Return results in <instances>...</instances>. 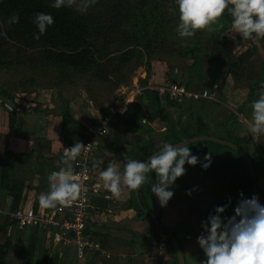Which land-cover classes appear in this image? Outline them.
Here are the masks:
<instances>
[{
    "label": "trees",
    "instance_id": "obj_1",
    "mask_svg": "<svg viewBox=\"0 0 264 264\" xmlns=\"http://www.w3.org/2000/svg\"><path fill=\"white\" fill-rule=\"evenodd\" d=\"M53 2L54 0H0V75L18 78L17 86L0 85L2 104H14L19 95L29 96L39 90L58 89L67 107L62 115V133L67 137L71 148L78 141L84 144L88 136L74 119L68 108L69 101L61 91L73 88L84 92L93 107L103 114L108 106L114 105L115 91L121 86H128L134 73L143 67L147 73L144 78L139 79L138 84L145 89L128 103L123 113L115 116L109 128L119 134H149L148 124L158 118L165 124L163 135L167 138L166 142L172 144L202 135L232 142L251 158L256 184L258 183L260 175L264 174V136L254 139L250 134L244 136L235 130L237 115L251 110L250 105L253 100L258 99L260 85L264 83V39L245 40L247 43H244L243 51L231 50L227 42L231 34L235 33H230L232 18L227 11L220 20L222 28L216 26L217 30L211 33L198 30L194 37L182 39L176 30L179 20L175 0H98L86 12H80L75 7L55 9L51 7ZM41 12L51 14L54 23L37 40L34 36L39 35V31L32 23V18ZM17 14L19 23H9V18ZM236 37L240 36L236 34ZM155 64L164 66L159 82L152 80ZM221 75L229 78L234 88L247 90V95L236 112H224L223 115L212 117L215 121L213 125L205 118L213 114L215 108H220V103L204 99L188 101L187 107L195 113L196 124L182 129L176 127L178 121L171 120L166 114L173 112L172 109L183 108L186 102L180 104L163 99L155 90L147 88L148 85L178 83L186 89L202 91L208 88L211 91ZM199 82H203L202 87ZM163 102L168 110L163 108ZM14 116L9 115L10 128L13 126ZM210 126L217 134H206ZM163 143L165 142L161 144ZM195 144L208 145L215 150L224 148L234 154L232 176H241L242 172L243 181L239 186L244 185L250 199L254 196L248 169L242 158L213 142ZM160 145L155 147L154 152L160 149ZM253 145L254 149L250 154L248 147ZM149 155L144 152L140 161H145ZM24 156L26 155L9 151H4L0 156V203L10 212L17 210L24 201L23 194L27 185L24 179L16 176L17 163ZM209 173L212 178L216 177L213 175L214 171ZM258 189L263 197L261 205L264 206V187L258 186ZM144 192L142 186L138 191V201L132 193L137 214L148 222L150 239L166 245L177 264L169 244V240L176 238V234L162 224L159 215H155L159 227L154 224L148 215V212L154 214V211L148 205ZM240 197V193H237L231 199V210L227 211L226 218L232 217V211L240 202ZM0 220V238L4 237L0 242V264H9L7 258L13 247L9 230L13 227L17 236L28 230L25 250L28 264H66L63 255L59 257L57 254L49 260L47 248L42 250L44 255L38 251L40 231L44 230L20 229L8 217L0 216ZM159 232L167 237L168 242L161 241ZM206 259L205 256V261ZM97 263L95 255L85 264ZM102 264L115 263L107 261Z\"/></svg>",
    "mask_w": 264,
    "mask_h": 264
},
{
    "label": "crops",
    "instance_id": "obj_2",
    "mask_svg": "<svg viewBox=\"0 0 264 264\" xmlns=\"http://www.w3.org/2000/svg\"><path fill=\"white\" fill-rule=\"evenodd\" d=\"M235 38H232L233 45L236 47V50L233 51L241 49L240 46H242L240 41ZM237 43L238 46H236ZM229 47L231 48V46ZM154 68L152 80L159 82L164 66L155 64ZM137 81L136 79L133 82L134 87L139 86ZM149 86L156 87L158 85ZM238 91H241L239 92L241 93L239 103H242L246 99L247 90ZM136 96L132 99L134 100ZM79 98H82L80 102L76 99H68V108L88 136V128L94 126L102 114L93 107L87 98L82 96ZM5 103L11 105L12 111L6 109L4 103L2 104L0 101V156L4 151L26 155L18 161L16 166V176L24 179L27 185L21 207H32L36 211L45 209L39 205V196L49 190L48 174L59 170L57 161L62 157L63 148H70L67 137L62 133V115L67 109L66 104L55 90L49 92L41 90L34 95L18 96L14 104ZM163 108L168 110L165 102H163ZM244 113L246 118L242 114L241 118L244 117V123L248 124L251 119V110ZM10 114L15 115L11 128L9 127ZM166 116L176 121L173 112H168ZM94 119L96 120L93 122ZM148 128L149 134L139 133L136 135L119 134L109 128L108 133L99 139L98 145L92 153L90 165L93 171V182L99 187V192L91 197L87 233L112 255L111 261L108 260V263L175 264L174 256L169 248L163 243L158 244L155 240L150 239L149 224L138 216L135 209L132 199L134 192L125 189L120 199L111 198V194L103 188L102 181L99 179L100 171L105 170L111 161L116 160L122 171L128 160L140 161L144 152L151 155L157 145L166 142L167 138L163 135L166 129L163 120L156 118L148 124ZM189 148L193 155L200 158L201 163L204 161L205 155L211 152V166L204 170L201 163L194 167L186 164V174L178 178L170 189L174 192V196L166 207H161L158 198L150 191L151 184L155 182L154 173L148 174L149 182L143 186L148 205L154 214L160 216L162 224L170 232H175L182 247L185 262L186 257L189 256V258L196 259V262L191 264H202L205 261V254L197 243V238L203 233L202 223L207 221L210 214H216L215 209L218 206H227L225 212L221 214L222 220L226 221L228 219L226 218L227 211L231 210V199L237 193H243L244 199H250V194L244 185L239 186V183L243 181L242 172L241 176L237 175L235 178L232 176L233 157L230 153L195 143ZM248 150L250 152V149ZM250 154L252 153L250 152ZM225 162L228 164L226 165ZM70 163L74 169V161ZM94 163H99V167L94 169ZM213 171V175H216L215 178H212L209 173ZM263 175L259 177L257 183L259 187H264ZM193 189L195 190L192 191L191 196L186 194ZM135 199L139 200L136 197ZM0 206L3 207V203H0ZM232 213L233 217L235 209ZM40 232V247L48 248L45 247V241L48 238L46 239L44 231ZM21 234H25L21 240L27 239L28 244V230ZM121 255L133 256L122 260ZM58 256L62 257V253H58ZM103 262L107 261L103 260ZM188 262L190 264V261Z\"/></svg>",
    "mask_w": 264,
    "mask_h": 264
},
{
    "label": "clouds",
    "instance_id": "obj_3",
    "mask_svg": "<svg viewBox=\"0 0 264 264\" xmlns=\"http://www.w3.org/2000/svg\"><path fill=\"white\" fill-rule=\"evenodd\" d=\"M98 0H54L51 7H75L80 12H86ZM178 6L177 32L182 39L192 38L198 30L209 33L222 28L220 20L227 11L231 18V32L238 34L243 40L255 41L264 39V0H175ZM9 23H19V15L9 18ZM32 23L38 28L39 40L48 27L53 25L51 14L36 13ZM251 119L248 131L252 137L264 136V83L260 85L258 99L252 101ZM108 129L105 127L102 133ZM101 133V134H102ZM82 142H75L71 148H63V154L57 161L58 171L48 174L49 190L39 196L42 208H56L58 205L68 206L81 193L82 185L75 182L76 174L71 161H75L83 150L90 147ZM200 158L193 155L187 143L172 144L165 142L160 145V151L152 155L147 162L135 159L128 160L121 171L120 164L113 160L105 170L100 171L99 179L103 188L111 194V198L120 199L125 189L139 191L149 182V173L155 174V182L150 191L161 205L166 207L173 198L170 190L178 178L186 174L185 165L196 166ZM212 163L211 152L206 154L201 167L207 170ZM94 163L93 168H98ZM186 194L191 196L192 191ZM241 200L235 208V215L222 220L221 214L226 207L218 206L215 215H209L202 223L203 233L197 238V243L203 250L206 261L202 264H264V206L255 195L251 199Z\"/></svg>",
    "mask_w": 264,
    "mask_h": 264
},
{
    "label": "built area",
    "instance_id": "obj_4",
    "mask_svg": "<svg viewBox=\"0 0 264 264\" xmlns=\"http://www.w3.org/2000/svg\"><path fill=\"white\" fill-rule=\"evenodd\" d=\"M147 88L155 90L163 99L166 98L180 104L197 99L216 101L214 91H195L186 89L178 83L156 87L149 86ZM144 89V87L135 86L134 89L128 91L127 86H121L115 91L116 100L114 105L108 106L97 123L88 128V140L84 145L91 146L83 150L73 163L74 173L76 174L75 182L82 185V190L71 204L68 206L58 205L56 208L50 209H39L38 211L32 207L20 206L13 212L0 206V216L8 217L20 229L37 228L46 231L47 238L52 240L54 244L73 249L79 263L84 264L95 255L98 259L97 264H102L103 260H110L112 255L87 233L91 197L99 192V187L93 182V171L90 165L91 157L99 139L108 133L109 125L115 116L123 113L128 103L133 100L132 98L139 95ZM126 92H129L127 97H125ZM3 105L6 109L12 111L9 103ZM105 122L108 129L102 133Z\"/></svg>",
    "mask_w": 264,
    "mask_h": 264
},
{
    "label": "rangeland",
    "instance_id": "obj_5",
    "mask_svg": "<svg viewBox=\"0 0 264 264\" xmlns=\"http://www.w3.org/2000/svg\"><path fill=\"white\" fill-rule=\"evenodd\" d=\"M233 37H236V34L235 35L231 34V38H229V41L227 42V44H228V47L231 46L230 49L236 50V47L233 45V42H232ZM235 40L240 41V45L242 44V46H240L241 49L237 50L236 52L243 51L245 49V47L243 48L245 41L241 37H239V38L236 37ZM247 41H249V40H247ZM231 42H232V44L229 45V43H231ZM245 43H247V42H245ZM236 46H238V43L236 44ZM208 65H210V63H208ZM210 67H212V66L210 65ZM178 71H179V69H178ZM146 73L147 72H146L145 68H143V67L139 68L134 73V76L132 78V82L127 86L128 91L131 89H134L133 82H135L136 79L138 80L137 82H139V79L144 78L146 76ZM5 84H8L10 87L17 86L18 85V78L15 76L2 74V75H0V85H5ZM199 86L202 87L203 82H199ZM212 89L213 90H211V91H214L216 93V101H212V102L220 103V105H221L220 108H215L213 114H211V115L209 114V116H207L205 118V120L208 121V123L213 125L215 121L213 120L212 117H214L216 115H218V116L223 115L224 112H236L237 111V109L240 105L239 100L241 99L240 98L241 93H239L241 91H238V90H241V89L237 90V88H234L232 81L229 78L226 79L223 75L219 76V78L216 80ZM44 90H45V92L55 90L56 92H58V94H60V91L58 89H44ZM203 90H208V88H204ZM39 91H41V90H39ZM61 92L63 94V97L70 99V100L76 99V100H78V102H80L82 99V98H79V96L86 98V95L84 92H82L80 90H74L73 88H66V89H63V91H61ZM128 93L129 92H126L125 97H127ZM19 96H21V95H19ZM188 104H189V102H186L185 104H183V108H177V109L171 110L175 114L176 121H178V123H179V124H177V123L175 124L176 127H178V128H181V127L186 128V127H189V125H193V127H194L196 124L195 123L196 122L195 113L193 111H191L190 109H188V107H187ZM194 110L197 111L196 108H194ZM246 111H248V110H246ZM244 115H245V113L242 114V116H244ZM237 117H238V123L236 125L237 127H236L235 132L243 134L244 136H247V134L251 135V133L248 131V124H245L244 120H243L244 117L246 118V115L243 118H241V114H238ZM95 120L96 119H94L93 122ZM211 128H212V126H210V128L207 129L206 134H212V135H215V133L217 134V131H215L214 129H211ZM192 145L193 144H191L189 146H192ZM248 149H250V152L252 153L253 149H254V145L249 146ZM221 150H223L225 153H228V154L230 153V155L233 158H235V155L232 154L229 150H226L224 148H220V151ZM217 153H218V151H217ZM24 231H27V230H24ZM9 233L12 234L13 247H12V250L10 251L8 258H7L8 263L9 264H28L27 263V255L25 253V250L27 248V239L24 238L23 240H21V237H23L25 234H21L20 236H16L15 235V227H13V229L11 231L9 230ZM46 238H47V236H46ZM3 239H4V237H1L0 242H2ZM45 242H46L45 247H48L46 252H48L47 256H49V260L51 257L57 255L58 253H62L66 264H82V263H79V261L77 260V257L75 255L73 249H71L69 247L67 248L66 246H65L66 248L64 246H58L57 247L53 244V242L50 243L49 239H47ZM43 249H45V248L39 247L38 251L41 254H43L44 253V252L42 253ZM121 256H123V257H121L122 260H126V259L131 258L133 255L132 256L121 255ZM188 261H190V264H191V263H195L196 259H194L193 257L189 258V256H187L186 257V264H189ZM48 264H49V262H48Z\"/></svg>",
    "mask_w": 264,
    "mask_h": 264
},
{
    "label": "water",
    "instance_id": "obj_6",
    "mask_svg": "<svg viewBox=\"0 0 264 264\" xmlns=\"http://www.w3.org/2000/svg\"><path fill=\"white\" fill-rule=\"evenodd\" d=\"M205 141L213 142V143H216V144L221 145L223 147H226V148L232 150L235 154H237L240 158L243 159V161L245 162V164L247 166L248 174H249V177H250L251 182H252V192L256 197H258L259 203L262 204L263 197H262V194L260 193L258 186L256 184L255 173H254V168H253V163L251 161V158L244 151H242L237 145H235L232 142L225 141V140L213 137V136H207V135L192 137V138L186 139L184 141H180L178 143H187V145L189 146V145L197 143V142H205ZM175 144H177V143H175ZM158 151H160V149ZM158 151L149 155L145 159L144 162H147V160L152 155L156 154ZM133 192L135 194V197L138 199V191H133ZM148 215L152 219L154 224L157 225V227H159V222H158L155 214H153L152 212H148ZM159 237H160L161 241L168 242L167 237L165 235H163L161 232H159ZM169 244L174 251L177 264H185V258H184L183 250L181 248L179 241L174 237V238H171L169 240Z\"/></svg>",
    "mask_w": 264,
    "mask_h": 264
}]
</instances>
